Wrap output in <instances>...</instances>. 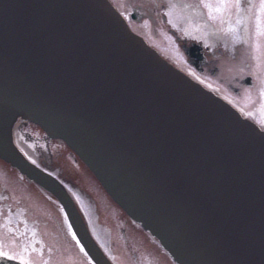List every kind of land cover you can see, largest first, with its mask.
<instances>
[{
    "label": "water",
    "instance_id": "water-1",
    "mask_svg": "<svg viewBox=\"0 0 264 264\" xmlns=\"http://www.w3.org/2000/svg\"><path fill=\"white\" fill-rule=\"evenodd\" d=\"M18 118L67 144L177 264H264V128L110 0H0V158L56 199L92 264H114L66 185L16 144Z\"/></svg>",
    "mask_w": 264,
    "mask_h": 264
},
{
    "label": "flooded vegetation",
    "instance_id": "flooded-vegetation-1",
    "mask_svg": "<svg viewBox=\"0 0 264 264\" xmlns=\"http://www.w3.org/2000/svg\"><path fill=\"white\" fill-rule=\"evenodd\" d=\"M111 1L129 26L163 57L214 90L243 115L264 125V110L257 113L251 105L258 103L264 106V0ZM260 119H263L262 122ZM58 141L59 149L54 152L60 161L66 162L67 169L78 171L83 167L94 178L78 155L63 141ZM0 166L4 167V171L0 170V204L4 198L7 205V193H11V179L8 176L11 168L4 161L0 162ZM50 170L54 172L53 169ZM64 174L71 178L56 173L66 185L72 181L78 182V178L82 177L79 175L76 178L75 172L66 173L65 170ZM93 178L92 191L95 194L87 187L85 189L97 200L99 194L107 196L99 182ZM108 211H102V216L108 223L105 227L109 232L108 243L113 247L114 254L111 258L115 264H132L130 255L135 264L139 263V251L134 249L135 241L142 247L146 245V248H151L148 255H153L154 249H157L158 254L167 258L169 264H175L157 241L124 211L119 209V213L115 215L116 221ZM119 235L128 253L119 251L116 240ZM12 236V231L7 226L0 232V258L14 254L7 251V243L12 241Z\"/></svg>",
    "mask_w": 264,
    "mask_h": 264
},
{
    "label": "rangeland",
    "instance_id": "rangeland-1",
    "mask_svg": "<svg viewBox=\"0 0 264 264\" xmlns=\"http://www.w3.org/2000/svg\"><path fill=\"white\" fill-rule=\"evenodd\" d=\"M251 105L257 113H262L264 110L261 104L251 103ZM262 120L260 119L261 122ZM13 137L20 149L35 162L53 169L57 174H63L66 178L71 177L65 175L64 170L66 173L75 172L76 178L82 176V179L78 178V182L72 181L67 186L77 199L91 232L108 250L109 232L105 227L108 223L103 219L102 211L109 210L108 214L116 221L115 215L119 213V209L104 193L103 206H100L99 200L92 195L95 194L92 191L93 177L83 167L78 169L79 172L69 171L65 166L66 162L60 161L54 152L59 149V141L47 139L31 122L18 119L13 126ZM0 170L4 171V167L0 166ZM8 173L11 179V193H7L9 202L7 199L6 205L3 198L0 204V232H3L4 227L7 226L13 234L12 241L7 243V251L16 254L29 264H92L75 240L59 204L33 183L21 180L20 175L13 168ZM86 187L92 191V194L85 189ZM116 240L120 247L119 251L123 254L128 253L120 235ZM145 248L146 245L142 247L138 242H134L135 251H139L140 264H163L154 260L153 255L147 254L150 252V247L143 251ZM130 259L132 264H135L132 255Z\"/></svg>",
    "mask_w": 264,
    "mask_h": 264
},
{
    "label": "bare ground",
    "instance_id": "bare-ground-1",
    "mask_svg": "<svg viewBox=\"0 0 264 264\" xmlns=\"http://www.w3.org/2000/svg\"><path fill=\"white\" fill-rule=\"evenodd\" d=\"M257 125L258 126H260L261 128H264V125H262V124H260V123H257ZM99 196L100 197H98V200H99V202H100V206L102 207L103 206V200H102V196L99 194ZM108 252L110 253V254H114V251H113V247H109V249H108ZM13 255H16V254H13ZM154 257V258H153ZM152 258L155 260H158L159 262H163V264H169V261H168V259L167 258H162L159 254H158V251H157V249H154V251H153V256H152ZM151 258V259H152ZM153 261V260H152ZM138 264H140V263H138Z\"/></svg>",
    "mask_w": 264,
    "mask_h": 264
}]
</instances>
